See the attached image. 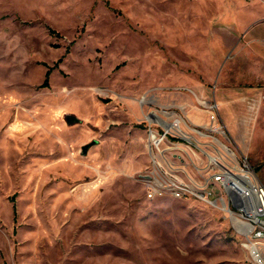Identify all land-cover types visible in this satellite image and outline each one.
<instances>
[{"label":"rangeland","instance_id":"374dc122","mask_svg":"<svg viewBox=\"0 0 264 264\" xmlns=\"http://www.w3.org/2000/svg\"><path fill=\"white\" fill-rule=\"evenodd\" d=\"M252 27L264 0H0V264H251L225 210L147 196L142 97L230 123Z\"/></svg>","mask_w":264,"mask_h":264},{"label":"built area","instance_id":"2783aa9c","mask_svg":"<svg viewBox=\"0 0 264 264\" xmlns=\"http://www.w3.org/2000/svg\"><path fill=\"white\" fill-rule=\"evenodd\" d=\"M189 92L191 107L206 113L207 121L197 124L190 108L175 102L158 107L153 98L142 97L152 108L144 121L153 164L143 175L146 194L194 199L225 210L245 234L247 260L264 264V183L235 141L216 97Z\"/></svg>","mask_w":264,"mask_h":264},{"label":"crops","instance_id":"0c3cea01","mask_svg":"<svg viewBox=\"0 0 264 264\" xmlns=\"http://www.w3.org/2000/svg\"><path fill=\"white\" fill-rule=\"evenodd\" d=\"M246 34L250 36L249 47L247 52L244 50V57L239 58V61L242 63L241 65L246 66L247 75L241 73L239 87L228 93V103L232 106V119L228 124L225 119L224 121L240 149L248 154L250 159L260 156L262 157L260 159L263 160L264 37L258 34L256 27L249 29ZM242 67L244 68V66ZM187 97L192 106L191 96L187 94ZM262 163L264 162L262 161Z\"/></svg>","mask_w":264,"mask_h":264},{"label":"trees","instance_id":"16d2710c","mask_svg":"<svg viewBox=\"0 0 264 264\" xmlns=\"http://www.w3.org/2000/svg\"><path fill=\"white\" fill-rule=\"evenodd\" d=\"M52 32H54V31H52ZM50 72L51 71H49L48 74H47V80H46V82L44 84L45 86L49 85ZM13 201H15V198H13ZM14 208H15V213H16V205L14 206Z\"/></svg>","mask_w":264,"mask_h":264},{"label":"bare ground","instance_id":"6f19581e","mask_svg":"<svg viewBox=\"0 0 264 264\" xmlns=\"http://www.w3.org/2000/svg\"><path fill=\"white\" fill-rule=\"evenodd\" d=\"M233 220H234V222H235L237 225H240L238 221H236L235 219H233Z\"/></svg>","mask_w":264,"mask_h":264}]
</instances>
